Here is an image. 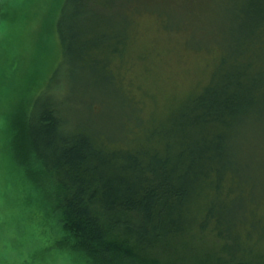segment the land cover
Masks as SVG:
<instances>
[{
    "label": "trees",
    "instance_id": "obj_1",
    "mask_svg": "<svg viewBox=\"0 0 264 264\" xmlns=\"http://www.w3.org/2000/svg\"><path fill=\"white\" fill-rule=\"evenodd\" d=\"M149 1L67 0L69 40L86 2L119 8L127 19L132 10L136 22ZM236 10L238 47L221 52L208 84L176 116L142 120L141 102L131 94L126 99L140 126H124V137L110 139L66 118L60 103L38 100L19 127L14 150L31 145L56 188L67 233L59 246L85 264H179L157 252L194 246L204 264H264V194L252 193L233 144L243 120L264 108L252 91L263 95L264 0H242ZM114 27L90 50L121 54L125 36L109 43Z\"/></svg>",
    "mask_w": 264,
    "mask_h": 264
},
{
    "label": "rangeland",
    "instance_id": "obj_2",
    "mask_svg": "<svg viewBox=\"0 0 264 264\" xmlns=\"http://www.w3.org/2000/svg\"><path fill=\"white\" fill-rule=\"evenodd\" d=\"M66 2L0 0V264H85L59 246L67 233L56 188L33 147L25 143L14 150L19 127L38 100L56 101L74 123L122 138L124 126H140L132 120L127 96L141 102L143 118L140 110L138 118L170 119L189 95L202 92L221 52L231 55L238 47L236 6L242 0H153L136 22L132 10L127 19L119 8L86 2L74 40L68 27L73 11ZM111 26L109 43L125 36L121 54L90 50L87 45H100ZM252 91L257 104H264V89L263 95ZM243 122L233 140L236 164L252 193L263 195L264 108ZM194 247L161 249L157 256L206 263Z\"/></svg>",
    "mask_w": 264,
    "mask_h": 264
}]
</instances>
